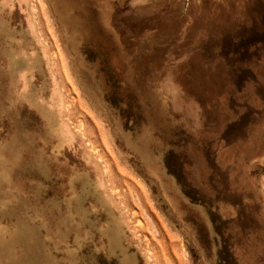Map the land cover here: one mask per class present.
<instances>
[{"label": "rangeland", "instance_id": "rangeland-1", "mask_svg": "<svg viewBox=\"0 0 264 264\" xmlns=\"http://www.w3.org/2000/svg\"><path fill=\"white\" fill-rule=\"evenodd\" d=\"M0 264H264V0H0Z\"/></svg>", "mask_w": 264, "mask_h": 264}, {"label": "bare ground", "instance_id": "bare-ground-1", "mask_svg": "<svg viewBox=\"0 0 264 264\" xmlns=\"http://www.w3.org/2000/svg\"><path fill=\"white\" fill-rule=\"evenodd\" d=\"M113 246V245H112Z\"/></svg>", "mask_w": 264, "mask_h": 264}]
</instances>
